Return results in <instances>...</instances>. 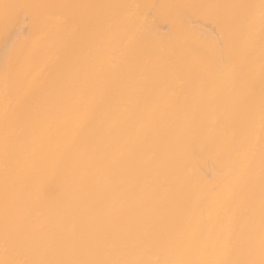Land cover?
Segmentation results:
<instances>
[{"label":"bare ground","instance_id":"obj_1","mask_svg":"<svg viewBox=\"0 0 264 264\" xmlns=\"http://www.w3.org/2000/svg\"><path fill=\"white\" fill-rule=\"evenodd\" d=\"M0 264H264V0H0Z\"/></svg>","mask_w":264,"mask_h":264}]
</instances>
